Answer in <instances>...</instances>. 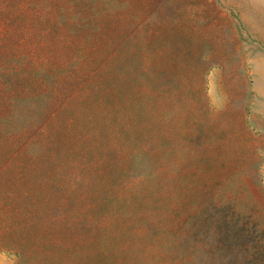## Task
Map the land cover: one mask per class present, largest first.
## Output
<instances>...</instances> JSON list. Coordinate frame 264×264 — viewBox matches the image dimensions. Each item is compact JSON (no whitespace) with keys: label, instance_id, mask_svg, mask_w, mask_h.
<instances>
[{"label":"rangeland","instance_id":"rangeland-1","mask_svg":"<svg viewBox=\"0 0 264 264\" xmlns=\"http://www.w3.org/2000/svg\"><path fill=\"white\" fill-rule=\"evenodd\" d=\"M0 264H264V0H0Z\"/></svg>","mask_w":264,"mask_h":264}]
</instances>
